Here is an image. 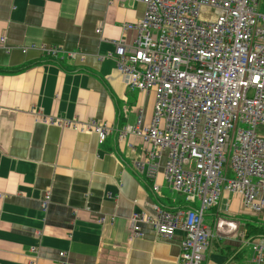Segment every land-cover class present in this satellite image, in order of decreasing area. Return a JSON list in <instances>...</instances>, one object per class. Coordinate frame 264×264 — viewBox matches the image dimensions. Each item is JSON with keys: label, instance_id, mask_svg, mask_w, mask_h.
<instances>
[{"label": "crops", "instance_id": "0c3cea01", "mask_svg": "<svg viewBox=\"0 0 264 264\" xmlns=\"http://www.w3.org/2000/svg\"><path fill=\"white\" fill-rule=\"evenodd\" d=\"M144 13L132 0H0V264L177 263L181 232L167 241L142 225L138 238L130 218L152 204L199 205L167 183L164 160L154 178L138 169L151 146L125 129L151 123L155 93L127 87L108 57L122 37L134 42L123 25ZM49 47L61 52L50 56ZM34 111L96 119L112 132L99 143L95 134L38 122ZM221 208L205 212L218 237L204 264H250L251 246L241 239L249 211L228 194ZM102 216L115 221L100 224ZM257 218L264 223V212Z\"/></svg>", "mask_w": 264, "mask_h": 264}, {"label": "built area", "instance_id": "2783aa9c", "mask_svg": "<svg viewBox=\"0 0 264 264\" xmlns=\"http://www.w3.org/2000/svg\"><path fill=\"white\" fill-rule=\"evenodd\" d=\"M145 6L143 18L125 23L123 34L134 31L132 44L115 42L116 68L131 89L155 93L152 121H139L126 132L151 146L146 163L149 178L164 163L167 183L187 203L198 208L175 210L152 204L130 218L135 237L142 225L171 241L178 232L180 256L176 264H204L215 232L205 225V212H222L221 200L239 196L254 216L264 212V13L261 0H132ZM206 13V16H203ZM101 34V29L97 30ZM5 37L0 39L4 47ZM58 56L59 48H45ZM73 56H75L73 54ZM36 121L95 134L103 143L111 127L96 119L70 121L34 111ZM160 186L155 184L154 191ZM50 192L43 206L48 208ZM228 212L226 208L224 210ZM224 213V212H223ZM99 217L98 223H114ZM251 246L250 264H264V238ZM63 256V254L61 255Z\"/></svg>", "mask_w": 264, "mask_h": 264}, {"label": "trees", "instance_id": "16d2710c", "mask_svg": "<svg viewBox=\"0 0 264 264\" xmlns=\"http://www.w3.org/2000/svg\"><path fill=\"white\" fill-rule=\"evenodd\" d=\"M248 224L249 223L246 224V230H247L246 237L249 240H254L256 238H264V223L263 222L256 223L257 225H253V223L250 225Z\"/></svg>", "mask_w": 264, "mask_h": 264}, {"label": "rangeland", "instance_id": "374dc122", "mask_svg": "<svg viewBox=\"0 0 264 264\" xmlns=\"http://www.w3.org/2000/svg\"><path fill=\"white\" fill-rule=\"evenodd\" d=\"M260 12L264 13V0H261V7H260ZM206 16V13L203 15ZM257 135L259 138H263L264 139V126H261L257 129ZM199 203H196V206H198ZM245 217H243L244 220L250 221L251 223H249L248 225L252 224L253 225H257L256 223H260L261 221L257 218V216H253V218H250V213L249 212H245ZM220 219H223L224 217L220 216ZM247 231V230H246ZM250 247V246H249ZM251 249V247H250Z\"/></svg>", "mask_w": 264, "mask_h": 264}]
</instances>
